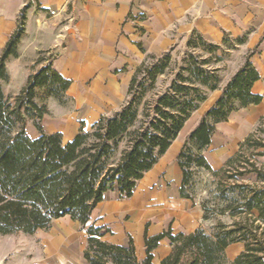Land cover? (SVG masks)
<instances>
[{
  "label": "trees",
  "instance_id": "obj_1",
  "mask_svg": "<svg viewBox=\"0 0 264 264\" xmlns=\"http://www.w3.org/2000/svg\"><path fill=\"white\" fill-rule=\"evenodd\" d=\"M27 9L19 12L16 28L0 54V236L32 235L48 230L52 221L65 216L85 228L107 192L116 189L122 197L130 198L137 182L168 150L192 113L209 93L220 89L222 69L217 65L245 41L224 36L221 45H214L194 33L173 79L150 104L146 95L168 70L171 56L170 52L146 55L130 79L121 109L101 118L88 132L80 129L70 142L63 143L60 134H46L42 125L48 101L64 104L70 86L52 69L54 56L38 52L19 93L6 96L3 92V84L9 81L7 62L18 57ZM197 50L208 58L195 56ZM254 51L222 87L177 156L181 198L193 202L197 171L213 180L212 197L199 203L203 220L214 222L209 232L200 229L174 235L168 230L145 236L146 257L139 262L130 238L126 246H116L102 241L101 230L90 226L83 254L88 264H152V252L165 238L170 241L171 253L160 264H264V164L250 163L235 173L248 152L264 158V121H259L219 169L213 170L203 156L216 124L226 122L232 112L262 101L251 92L259 80L250 62ZM28 122L38 133L36 138L26 134ZM249 176L252 183L240 182ZM233 244H241L243 251L228 263L226 249Z\"/></svg>",
  "mask_w": 264,
  "mask_h": 264
},
{
  "label": "crops",
  "instance_id": "obj_2",
  "mask_svg": "<svg viewBox=\"0 0 264 264\" xmlns=\"http://www.w3.org/2000/svg\"><path fill=\"white\" fill-rule=\"evenodd\" d=\"M26 6L24 36L18 57L7 62L6 85L12 82L11 72L27 79L38 52L54 56L52 69L70 86L64 104L48 101L42 125L46 134H60L63 143L70 142L80 129L88 132L101 118L121 109L130 79L146 55L158 57L184 49L194 33L214 45H221L224 36L245 41L229 51L234 66H219L220 89L209 93L192 113L168 150L137 182L130 198L122 197L116 189L107 192L85 228L65 216L52 221L48 230L32 235L0 236V261L88 264L83 254L90 226L101 230L102 241L116 246H126L130 238L139 262L146 257L145 236L168 230L174 235L200 229L209 232L214 222L203 220L199 203L179 195L182 174L177 156L222 87L254 50L250 62L259 80L251 92L262 101L232 112L226 122L215 125L203 152L211 168L222 167L259 121H264V0H0V54ZM17 236L22 237L20 241ZM242 251L241 244L227 247V262H233ZM170 253V241L165 238L153 250L152 264H160Z\"/></svg>",
  "mask_w": 264,
  "mask_h": 264
},
{
  "label": "rangeland",
  "instance_id": "obj_3",
  "mask_svg": "<svg viewBox=\"0 0 264 264\" xmlns=\"http://www.w3.org/2000/svg\"><path fill=\"white\" fill-rule=\"evenodd\" d=\"M186 48H178L177 50H174L173 52H170L171 56V62L169 65L168 70L166 73L160 77H158L156 81L155 88L151 90L147 95L145 100L147 103H152L156 96L160 93H162L165 88L169 85L170 81L173 79L175 73L177 72L178 68L181 66V61L184 58V55L186 54ZM195 56H201L202 58H208V55L201 52L200 50L193 52ZM234 66V60L230 58V53L228 52L224 57L221 63H219L217 66ZM226 74V73H225ZM222 75V74H221ZM12 76V82L10 85L4 84L3 86V92L6 96H12L19 93V91L25 86L26 80L22 76V74H14V72H11ZM26 134L30 138H36V130L33 127V125L28 122L26 126ZM262 136V135H261ZM256 152H248L245 156V158L238 164V169L235 173L241 172L243 168H248V165L250 163H255L258 167H261L264 164V158L259 157L256 155ZM235 173H232L234 176ZM194 191L191 193L192 201L194 203H200L201 200L204 198H210L213 194H210L211 191L214 190V183L213 180L203 171H197L194 175ZM238 180V179H237ZM242 183H252L253 179L251 176L244 177L239 179ZM238 183V182H237ZM224 222H228L229 220L225 218L222 220ZM17 240H21L22 237H15ZM24 238V237H23ZM0 264H4L2 261H0Z\"/></svg>",
  "mask_w": 264,
  "mask_h": 264
}]
</instances>
